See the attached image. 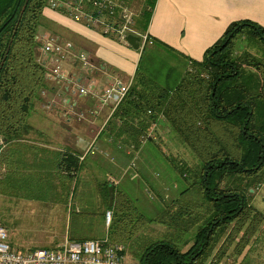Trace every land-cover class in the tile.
<instances>
[{
	"label": "trees",
	"instance_id": "16d2710c",
	"mask_svg": "<svg viewBox=\"0 0 264 264\" xmlns=\"http://www.w3.org/2000/svg\"><path fill=\"white\" fill-rule=\"evenodd\" d=\"M49 1L0 0V135L5 143L28 133L33 101L47 88L45 67L38 60L37 31ZM138 1L133 26L140 40L142 35L146 39L132 83L112 116L121 121L135 145L159 117L166 120L197 157L200 164L191 184L210 207L184 250L172 241L154 240L139 252L138 264H203L231 223L258 220L248 195L250 187L264 180V61L248 52L234 56L232 49L242 36L264 45V27L249 19L232 21L196 60L147 33L156 0ZM59 4L56 9L70 14ZM160 49L181 55L185 68L175 72L168 67ZM1 161L10 164L7 156ZM176 169L186 176L180 167ZM66 175L74 176L68 171ZM32 182L19 180L22 186ZM36 182L39 187L41 179ZM3 183L13 186L11 171L2 173L0 187ZM104 184L109 207L108 183Z\"/></svg>",
	"mask_w": 264,
	"mask_h": 264
},
{
	"label": "rangeland",
	"instance_id": "374dc122",
	"mask_svg": "<svg viewBox=\"0 0 264 264\" xmlns=\"http://www.w3.org/2000/svg\"><path fill=\"white\" fill-rule=\"evenodd\" d=\"M132 6L139 11L137 0ZM232 50L234 56L248 52L264 61V45L246 36L238 38ZM168 53L162 51L160 55L165 64L175 72L183 70V59ZM142 134L139 145L122 142L129 168L118 183L107 180L109 171L102 166L97 167L95 178L62 181L52 176L39 187L3 183L0 225L7 232V242L26 251L52 248L65 239L109 236L124 246L125 264H138L139 252L154 240H169L184 250L210 213L201 191L191 184L200 163L162 117ZM89 157L86 163L95 161ZM176 166L186 172L185 177ZM104 183L114 185L110 204L108 196L109 207ZM249 192V203L258 220L248 218L235 226L231 223L203 264H264V180ZM108 210L111 219L107 224Z\"/></svg>",
	"mask_w": 264,
	"mask_h": 264
},
{
	"label": "crops",
	"instance_id": "0c3cea01",
	"mask_svg": "<svg viewBox=\"0 0 264 264\" xmlns=\"http://www.w3.org/2000/svg\"><path fill=\"white\" fill-rule=\"evenodd\" d=\"M132 1L125 0L134 13V20L139 11L134 10ZM240 19H249L264 27V0H156L147 33L173 51L200 60L228 24ZM37 34L42 39L54 36L61 44H70V51L60 63L80 86L93 81L98 90L112 76L131 85L141 49L104 35L100 27H88L75 21L70 14L48 5L42 9ZM42 45L41 42L38 60L48 67L50 53L44 52ZM79 52L101 64L103 70L88 72L77 61ZM168 54L181 56L170 51ZM45 81L47 88L33 101L27 118L31 128L24 138L5 143L0 135V159L7 156L10 163L6 166L1 161L0 171L13 173V186L21 185L19 180L27 178L34 182L25 183V186L36 185L37 179L43 183L52 176L62 181L66 177L74 180L85 176L95 178L100 166L109 171L107 180L110 182L118 183L120 178L126 177L129 166L122 142L134 144V141L122 128L121 121L112 116L115 109L96 97L73 91L71 84H57L47 78ZM104 132L106 134L101 137ZM87 157L95 161L86 163ZM73 159L78 165L76 170H72L76 165ZM67 171L74 176H67ZM112 172L119 174L118 178L113 177Z\"/></svg>",
	"mask_w": 264,
	"mask_h": 264
},
{
	"label": "built area",
	"instance_id": "2783aa9c",
	"mask_svg": "<svg viewBox=\"0 0 264 264\" xmlns=\"http://www.w3.org/2000/svg\"><path fill=\"white\" fill-rule=\"evenodd\" d=\"M58 3L67 8L70 16L88 27H100L102 34L115 37L120 42H126L129 33L140 35L133 27V11L126 5L125 0H51L48 6L56 8ZM59 4V5H60ZM106 17H109L108 20ZM140 46L146 39L142 35ZM41 37L38 36V39ZM42 39V38H41ZM41 42L42 50L50 53L49 65L45 67V79L57 84H71L72 90L81 95H90L100 99L103 104L115 109L125 97L130 82H123L119 77H109L107 84L96 90V83L80 86L61 65L60 61L70 51V44H61L54 36H46ZM77 61L88 72L101 71L103 66L93 62L85 53L76 54ZM83 156L81 157V159ZM111 211H106L105 221L108 224ZM7 232L0 225V264H125L124 246L111 241L109 236L103 238H88L83 240L65 239L61 244L52 248H34L20 251L7 242Z\"/></svg>",
	"mask_w": 264,
	"mask_h": 264
},
{
	"label": "water",
	"instance_id": "95a60500",
	"mask_svg": "<svg viewBox=\"0 0 264 264\" xmlns=\"http://www.w3.org/2000/svg\"><path fill=\"white\" fill-rule=\"evenodd\" d=\"M126 42L129 46L133 47L134 49H141L140 46V37L136 34L129 33L126 35ZM108 193H109V204L112 200V189L111 186H108Z\"/></svg>",
	"mask_w": 264,
	"mask_h": 264
}]
</instances>
